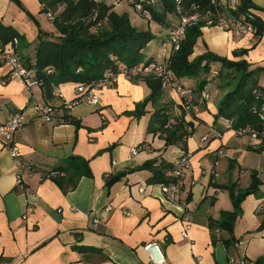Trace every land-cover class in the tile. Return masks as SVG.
I'll list each match as a JSON object with an SVG mask.
<instances>
[{
    "label": "crops",
    "instance_id": "obj_1",
    "mask_svg": "<svg viewBox=\"0 0 264 264\" xmlns=\"http://www.w3.org/2000/svg\"><path fill=\"white\" fill-rule=\"evenodd\" d=\"M95 1L112 5L118 13L124 3L132 5L128 0ZM147 1L163 13L161 0ZM249 2L256 7L252 13L264 22V0ZM135 15L142 18L136 10ZM129 17L132 25L138 26L136 17L137 21ZM176 20L173 14L166 15L165 24L146 19L149 26L153 22L155 36L160 34L159 46ZM0 21L21 35L19 52L26 64L34 59L41 31L57 34L42 12L40 0H0ZM200 31L189 59L210 51L246 60L251 67H264V33L241 34L236 29L205 25ZM240 49L246 52L235 54ZM143 51L144 60L164 61L160 50L147 45ZM218 68L214 63L209 73L179 79L192 88L204 79L197 93L205 90L209 97L198 102L197 94L195 109L185 114V119L193 122L185 149L190 167L181 192L169 200L159 184L148 183L151 172L141 166L152 159L156 165L162 160L173 164L184 149L179 144L165 145L159 132L148 133L155 106L149 102L139 107L144 109L142 114L136 108L150 93L144 79L119 75L116 82L99 89L96 105L74 103L69 114L78 122L76 126L58 119L64 112L63 100H75L77 82L60 83L47 97L40 85L26 88L17 77L3 80L7 66L0 64V120L17 111L25 114L24 123L11 139L0 136V264H149L144 246L152 242L167 264H253L264 255V227H260L264 220V141L235 135L232 129L222 131L226 121L215 115L239 74L224 82L217 77ZM259 84L264 87V72ZM177 100L175 92L166 89L159 104ZM42 103L56 107L52 121L37 113L35 106ZM173 112L176 114L175 108ZM214 129L223 133L215 136ZM203 136L207 137L204 141ZM13 145L18 157L30 166L21 172L24 190L16 178V160L7 150ZM132 146L140 149L130 156ZM74 165L78 172L72 169ZM58 166H67L55 174L61 186L51 178H42L44 172ZM252 171L261 183L241 202L242 213L232 232L212 231L211 220L218 219L223 210H232L226 187L232 183L247 187ZM185 222L187 237L182 235Z\"/></svg>",
    "mask_w": 264,
    "mask_h": 264
},
{
    "label": "trees",
    "instance_id": "obj_2",
    "mask_svg": "<svg viewBox=\"0 0 264 264\" xmlns=\"http://www.w3.org/2000/svg\"><path fill=\"white\" fill-rule=\"evenodd\" d=\"M142 6V10L148 11L151 19L158 23H167L166 15L173 14L176 17L175 0H161L163 13L160 14L147 0H135ZM42 12L54 14L52 20L57 34H48L41 31L35 46L34 59L26 64L39 85L43 88L45 96H51L55 86L64 82H83L89 84L103 77L107 71L117 72L121 68L131 66L144 61V48L155 37L149 29H138L132 25L127 12L118 13L113 6L103 1L95 0H40ZM192 2L205 6L209 0H182L184 9ZM256 8L249 0H239L237 8L231 11L233 15L241 18L253 27V33H264V22L260 17L252 13ZM170 27V30L175 26ZM194 24L186 28L185 37L180 43L179 49L170 57L169 68L177 80L181 78L197 77L200 73L212 71V64H218V76L220 80L227 82L231 76L238 75L236 85L228 91L220 102L215 118L230 121V128L244 130L253 128L257 131L263 129L264 119H260L258 110L264 97V87L259 84V76L264 72V67H251L246 60H232L225 56L206 51L189 59L193 52L196 39L201 35L200 27ZM169 30V31H170ZM169 34V32H168ZM168 36V35H167ZM21 35L11 26L4 25L0 21V42L3 46L13 48L12 39ZM166 40V39H165ZM246 49H240L235 54L242 55ZM147 60H154L152 58ZM222 73V74H221ZM8 76L3 80H7ZM150 88V93L136 105L138 114L144 112V107L150 102L155 106L147 125L148 133L159 132L165 145L179 144L187 152L186 140L192 134L187 127L192 126L191 120L185 119V112L181 106L171 103L159 104L162 99L163 89L157 78L147 76L143 78ZM205 80L199 81V86L193 88L196 92L203 88ZM139 107H143L139 110ZM176 109V114L173 112ZM64 112L59 116V122H78ZM224 130L228 128L223 125ZM73 158V157H72ZM84 163H86L84 161ZM176 162L171 164L165 161L156 165V160H147L142 169H149L151 176L147 179L150 184H164L172 181V170ZM30 168V166H29ZM67 169V166H58L52 172H44L42 178H51L61 186L59 176H55ZM78 172V166H72ZM167 171H170L167 172ZM89 174V169L86 172ZM122 174L115 175L107 182L108 185L118 180ZM260 179L255 171L251 172L250 184L240 188L235 183L226 187L232 203V210H223L218 219L211 220L212 231L224 229L232 232L234 221L242 213L241 202L243 199L257 191ZM20 189L25 188L23 178L18 182ZM260 227H264V220ZM225 243L229 245L230 239ZM253 264H264V255L258 257Z\"/></svg>",
    "mask_w": 264,
    "mask_h": 264
},
{
    "label": "built area",
    "instance_id": "obj_3",
    "mask_svg": "<svg viewBox=\"0 0 264 264\" xmlns=\"http://www.w3.org/2000/svg\"><path fill=\"white\" fill-rule=\"evenodd\" d=\"M144 18L150 20L151 16L148 11L142 10V6L135 0H128ZM239 0H209V3L205 6H200L194 2L189 4L184 9L182 0H175V11L177 13V22L175 26L169 31L166 40H163L160 44V53L164 57L163 62L156 60H144L131 66L121 68L117 72L107 71L103 77L91 82L89 84L83 82H77L75 85L76 98L72 102L63 100L62 105L67 109L69 114L70 107L77 102H85L88 104L96 105L99 100V89L102 86L110 85L116 82L119 75L124 76L127 79H143L147 76L157 78L160 82V86L163 90L169 89L175 92L177 96V103L175 105L181 106L185 114H191L196 106L197 94L199 101L206 100L209 94L205 90H201L197 93L192 87L185 86L179 80L176 79L173 72L169 68L170 57L179 49L181 41L185 37L186 28L190 25L199 24L205 26H216L225 30L236 29L241 34L253 33V27L251 24L245 22L241 18L232 14L237 8ZM46 17L49 20L54 19V14L46 12ZM12 44L16 48L18 44V38L12 39ZM0 64L7 66L6 76L9 78L17 77L22 80L26 88H30L34 84L39 85V82L33 78L31 71L26 68L24 59L13 48L5 47L0 42ZM37 113L46 121H52L56 107L52 104L42 103L35 106ZM260 119H264V97L262 99L260 109L258 110ZM25 114L23 111L14 112L6 120H0V136L4 139H11L14 134L21 128L24 123ZM60 118L58 119V121ZM230 121H226V127L230 128ZM263 129L257 131L253 128H247L244 130L234 131L235 135L243 136L247 135L254 140L261 139L264 141V124ZM227 129V130H228ZM188 131L192 130V126L187 127ZM215 136H220L223 132L217 129L213 130ZM206 136L202 137V140H206ZM139 146H132L130 148V156L135 155L139 151ZM9 154L16 160V178L18 182L22 179V171L30 170L29 165L23 162L18 157V149L16 146H10L7 148ZM222 153V151H218ZM190 167V158L187 152H183L182 155L176 161V167L172 170V181L169 183L159 184L162 194L166 199H174L182 190L184 186L185 174ZM25 189V188H24ZM140 191H143L140 188ZM259 208L262 206L259 205ZM188 223H184L182 230L183 237H187ZM144 249L148 253L149 264H167L166 259L157 244L148 243L144 246Z\"/></svg>",
    "mask_w": 264,
    "mask_h": 264
},
{
    "label": "rangeland",
    "instance_id": "obj_4",
    "mask_svg": "<svg viewBox=\"0 0 264 264\" xmlns=\"http://www.w3.org/2000/svg\"><path fill=\"white\" fill-rule=\"evenodd\" d=\"M118 11L120 12V13H122L123 11H126V12H128V14L129 15H132V17H134V19H135V17H136V19L138 20V22L139 23H136L138 26H136L138 29L140 28V29H149L152 33H154V31H156L154 28H153V22H151L150 23V26H149V24L147 23V21H146V19L142 16V18L141 17H137L136 15H135V9H134V7L132 6V5H128L127 3H124V6H123V8H119L118 9ZM144 18V19H143ZM135 19V21H137ZM50 25L52 26V23H50ZM53 28L55 27L54 25L52 26ZM150 27V28H149ZM56 30V29H55ZM156 35L157 36H155L147 45H148V49H151V50H153V49H155V50H160L159 49V43H160V41H159V37H160V34H158V33H156ZM22 42L20 43V44H18V46H16L17 47V52L19 53V54H21L20 52H19V50L22 48ZM146 45V46H147ZM147 53H149V52H147ZM144 59H146L145 58V56H144V58H143V60ZM185 79V78H184ZM245 188V187H244ZM243 188V189H244Z\"/></svg>",
    "mask_w": 264,
    "mask_h": 264
}]
</instances>
